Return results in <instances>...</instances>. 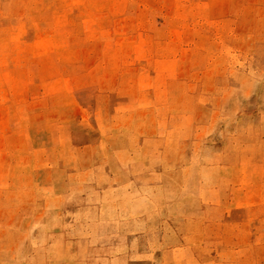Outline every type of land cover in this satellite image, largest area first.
Instances as JSON below:
<instances>
[{"label": "rangeland", "instance_id": "374dc122", "mask_svg": "<svg viewBox=\"0 0 264 264\" xmlns=\"http://www.w3.org/2000/svg\"><path fill=\"white\" fill-rule=\"evenodd\" d=\"M0 264H264V0H0Z\"/></svg>", "mask_w": 264, "mask_h": 264}, {"label": "bare ground", "instance_id": "6f19581e", "mask_svg": "<svg viewBox=\"0 0 264 264\" xmlns=\"http://www.w3.org/2000/svg\"><path fill=\"white\" fill-rule=\"evenodd\" d=\"M126 170H127V168H126ZM138 172H139V171H138ZM133 179H134V178H133ZM133 185H134V184H133ZM118 190H119V189H118ZM120 190H121V189H120ZM104 191H105V190H104ZM104 191H103V192H104ZM121 191H122V190H121ZM135 192H136V191H135ZM119 193H120V192H119ZM131 193H133V192L131 191ZM78 195H80V194H78ZM86 195H87V194H86ZM101 195H102V194H101ZM107 195H108V194H107ZM131 196H132V195H131ZM136 196H137V195H136ZM143 198H144V196H143ZM85 199H86V198H85ZM85 199H84V200H85ZM130 199H131V198H130ZM99 200H100V199H99ZM99 200H98V201H99ZM139 201H140V200H139ZM101 202H102V201H101ZM70 204H71V203H70ZM70 204H69V205H70ZM135 204H136V203H135ZM84 205H85V204H84ZM97 205H98V204H97ZM133 206H134V205H133ZM87 207H89V205H88ZM76 208H78V207H76ZM136 208H137V207H136ZM141 208H143V207L141 206ZM81 209H83V208H81ZM132 213H133V212H132Z\"/></svg>", "mask_w": 264, "mask_h": 264}]
</instances>
